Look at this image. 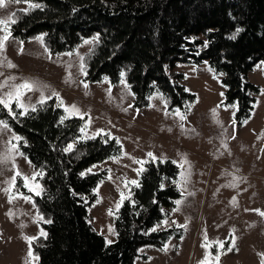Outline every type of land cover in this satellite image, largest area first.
<instances>
[{"label": "trees", "instance_id": "obj_1", "mask_svg": "<svg viewBox=\"0 0 264 264\" xmlns=\"http://www.w3.org/2000/svg\"><path fill=\"white\" fill-rule=\"evenodd\" d=\"M31 2L42 7L12 12L14 36L31 39L42 33L47 49L59 52L99 34V41L83 54L85 79L99 81L107 75L115 83L124 72L135 105H148L152 92L159 90L168 109L187 110L195 94L180 82L182 73L174 67L178 61L208 59L224 74V102L237 103L235 121L241 124L251 114L260 87L248 73L257 62L264 65V0ZM58 104L55 96L43 105L37 101L36 111L16 119L0 110V119L22 138L20 152L44 173L38 177L44 191L33 198L38 214L52 222L40 221L47 237L37 234L32 241L38 264H135L142 247L162 248L172 235L182 236V229L175 226L151 231L170 213L181 191L173 183L178 181L179 166L170 158L163 162L150 158L140 174V187L133 186L130 198L117 209L116 239L107 243L90 212L94 188L107 171L88 169L119 154L121 144L104 133L80 139L85 117L67 116L61 123L66 115ZM71 141L74 149L63 151ZM20 191L29 192L17 177L12 193Z\"/></svg>", "mask_w": 264, "mask_h": 264}, {"label": "rangeland", "instance_id": "obj_2", "mask_svg": "<svg viewBox=\"0 0 264 264\" xmlns=\"http://www.w3.org/2000/svg\"><path fill=\"white\" fill-rule=\"evenodd\" d=\"M27 7L24 2L8 4L0 9V18L11 16L16 8ZM92 37H85L72 50L45 52V44L35 37L20 39L11 32L5 48L0 51V83L10 76L17 79L9 84L21 83L24 78L39 81L48 86L43 89L45 97H53L54 91L59 93L65 106L74 104L80 110L85 117L83 127L86 123L88 125L80 137L104 133L119 139L121 152L94 163L90 168L107 171L94 188L96 197L90 205L96 229L106 240L116 239V205L121 201V193L131 195L135 186L129 184L125 187V183L130 180L139 183L140 175L135 169L141 165L134 163L133 158L148 161L147 153L152 152L157 158L166 157L179 162L178 153L186 154L190 167H179L178 174L181 195L176 200H182V203L175 204L170 213L153 227L163 229L186 225L180 227L182 236L172 235L162 248L154 245L142 247L135 264H200L206 252L209 255L207 264H261L258 254L264 253V216L255 210L264 212L263 61L257 62L248 73L249 79L258 84L260 90L251 114L245 119L247 123H243L244 120L238 124L235 121L237 103L224 102V74L215 71L208 59L201 63L178 61L174 67L182 73L180 82L195 94L190 108L168 109L159 90L152 92L148 105L139 107L135 105V94L125 75L115 83L107 75L99 81L85 79L80 70L81 57L92 44L83 41ZM8 61L16 67L8 68ZM122 79L130 89L121 83ZM8 90L6 86L0 89V93ZM40 98V91H32L27 92L24 99L26 103L35 104ZM176 109L186 115L185 120L165 115V112L172 113ZM65 115L76 114L65 111ZM13 134L20 137L10 126L9 130L0 131V153L5 152ZM12 142L19 145L17 141ZM14 164L15 167L11 161L0 163V264H38V260L27 257L29 244L25 240V237L40 234L43 229L38 221L40 215L34 203L35 194L3 191L9 187L8 181L17 170L22 176L29 177L38 171L24 154L15 155ZM184 170L190 173L186 184L180 176ZM37 182L41 184L38 177ZM20 194L31 196L32 201H26ZM9 195L15 197L11 202ZM177 207L179 210L174 211ZM110 210L112 214H109ZM165 219L168 224H163ZM110 227L114 231L110 232ZM233 230L235 247L227 251ZM216 240L225 242L223 249L212 243ZM205 243L210 245L207 249L202 247ZM166 245L167 250H162ZM216 255H219L218 261L214 259Z\"/></svg>", "mask_w": 264, "mask_h": 264}, {"label": "snow or ice", "instance_id": "obj_3", "mask_svg": "<svg viewBox=\"0 0 264 264\" xmlns=\"http://www.w3.org/2000/svg\"><path fill=\"white\" fill-rule=\"evenodd\" d=\"M24 2L28 5L27 8L23 9L22 11L27 12L30 11L32 9L35 8H41L42 5L39 3H32L31 0H0V9L6 8L8 4L11 3H21ZM15 16V13H13L11 16H8L6 18H0V51H3V49L5 48L6 42L9 40V38L11 37V31H10V25L16 23V20L13 18ZM240 31V29H237V33ZM234 38V36H233ZM35 40H37L38 42H40L42 45L44 43V39H43V35H39L37 37L34 38ZM99 41V34H96L95 36H93L91 39H85L83 41L84 44H94L96 42ZM20 43L22 44L23 41H20ZM22 51V49H21ZM48 49L45 47V52H47ZM66 55H72V53H66ZM49 58H50V53H49ZM81 61H83V57H81ZM8 68H15L16 65H14L13 63H11V61L7 62L6 65ZM81 72H83L85 75L87 74L85 71V67L83 65V63H81V68H80ZM211 71V69H209ZM0 75H2V73H0ZM121 77L123 78L125 73L121 72L120 73ZM17 79V77L15 76H10L8 77L6 80H4L2 83H0V89L5 88L6 86L8 87V91L0 93V110H7V114L12 117L13 119L18 118L19 116H26L29 114V111L31 110L32 112L36 111V105L35 104H31V103H26L25 102V95L27 92H32V91H40L41 92V98L38 101L39 104L43 105L45 103L46 99H50L51 96L49 97H45L43 95V89L48 87L47 85L42 84L39 81L36 80H31L28 78H24L22 80L21 83H11L9 84V81H15ZM105 80H107V77H105ZM121 83H125V81L122 79ZM125 86L128 87L130 89V86L127 85L125 83ZM85 88H87V84L84 85ZM52 96H55L60 102L58 104V107H64L66 112L72 113V114H76V115H80L81 118H83V115L80 113V110L76 107V105H71V106H65L63 103V100L60 99L59 97V93L56 92H52L51 94ZM151 99V97H149ZM30 99V98H29ZM13 106H15V109H18L20 111H14ZM151 106V105H150ZM131 107V105L129 106ZM191 107V105H189V108ZM125 111H127V109H125ZM213 112H215V110H213ZM165 115H173V116H178L179 119L181 121L186 119V115L184 113H182L179 109L174 110L172 113H168L165 112ZM68 117H61V123L63 122L64 119H67ZM243 123H247V121L245 120ZM87 123L85 124L84 127H82L80 129V131L83 133L85 132V129L87 127ZM181 127H183V125L181 124ZM9 130V124L8 121L0 119V131H6ZM101 132L103 130H100ZM99 134V133H97ZM262 136H264V133L261 134ZM88 138H94V137H88V136H82L80 137V139H88ZM259 138V137H258ZM21 141L22 138L19 136H16L15 134H13L12 136V140L8 141V146L5 150V152L0 153V163L2 162H9L11 161L13 163V166L15 167L14 164V159H15V155H23V153L19 152V145L18 143H13L12 141ZM107 142V141H105ZM117 143H120L119 139H116ZM24 143H26V141H24ZM75 145L74 144H68L66 148L63 149V151L65 152H71L74 149ZM125 155H127V153H125ZM181 159L179 162L173 160L172 163L174 164H178V166L181 169H184L185 165H189L190 167V162L187 159L186 154H179ZM147 156L151 158L152 161H156L157 159H160L161 162H163L164 160H166V157H159L157 158L152 152L147 153ZM113 159H118L113 157ZM134 163L140 164L141 167L139 169H135V171L137 172V175L139 176L143 171H145L146 169H144L143 165L145 163H147V161L144 160H136L135 158H133ZM30 163V162H29ZM95 167V166H93ZM89 172H91V169H88ZM190 173L187 172V170L181 171L180 176L181 179L183 181V183H187V176ZM44 173L41 170L40 172H34L33 175L31 177L29 176H22V174L17 170L15 172V175H13L10 180L8 181V185L9 187L3 189V191L5 193L10 194L11 192H13L14 190H16V180L17 177H22L23 180V187L27 188L29 190V192L34 193L36 196H40L44 189L42 187L41 184H39L37 182V177H43ZM81 175H84V173H81ZM110 178V177H109ZM173 183H175L177 185L178 188H180L181 186V181H173ZM129 184L131 185H135L136 187H140V184L138 183L137 180H130V181H126L125 183V187H127ZM234 186V185H231ZM161 187H163V185H161ZM22 196L23 199H25L26 201H32V197L31 196H23V194H20ZM15 197H13L12 195H9V202H11ZM129 196H125L123 193H121V201L119 203H117L116 207L117 209H119L120 204L125 200V199H129ZM135 203V202H133ZM182 203V200H176L175 204L176 205H180ZM179 208L177 207L176 209H174V211H178ZM256 212L259 213V215L264 216V212L260 211L259 209L255 210ZM109 214L111 213V210L109 211ZM9 215H11V213H9ZM38 221H43L44 223H51V220H45L43 216H38ZM163 224H168V220L165 219L163 221ZM157 227H160V225H157ZM180 227H186V225H180ZM109 231H114L111 227L109 228ZM151 231H156V228L151 229ZM231 235V244L229 246V248L227 249V251H231L232 248L235 247V236H234V230L233 233L230 234ZM40 236L43 237H47V233L43 231V229L40 230ZM38 237H25V240L28 242L29 244V249H28V253H27V257L31 258L32 261H37L39 258L37 256H34L33 251H32V241L36 240ZM205 240L207 241V235L205 233ZM107 243H112L111 240H107ZM212 243L218 245V247L220 249H223L224 247V241H220V240H216L213 241ZM210 245L208 243H205L204 245H202V247H205V249H207ZM164 251L167 250V245L165 246L164 249H162ZM259 256H261V264H264V253H259ZM209 259V255L206 252L205 258L204 260H202L200 262V264H207V261ZM214 259L216 261L219 260V255H216L214 257Z\"/></svg>", "mask_w": 264, "mask_h": 264}]
</instances>
